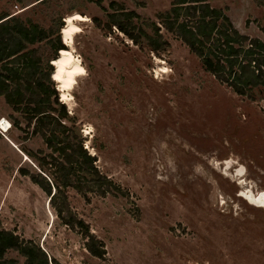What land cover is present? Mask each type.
Masks as SVG:
<instances>
[{
    "label": "rangeland",
    "instance_id": "obj_1",
    "mask_svg": "<svg viewBox=\"0 0 264 264\" xmlns=\"http://www.w3.org/2000/svg\"><path fill=\"white\" fill-rule=\"evenodd\" d=\"M173 3L0 0V17L18 15L50 32L26 50L41 61L44 74L55 56L50 42L60 21L65 26L73 14L88 18L78 23L81 33L73 48L86 74L65 105L75 121L62 124L71 130L74 147L83 143L116 189L85 197L71 187L64 194L103 243L104 258L93 257L78 230L62 225L48 194L31 179L43 174L50 181L56 167L41 171L39 164L50 163L51 156L61 164L63 157L41 132L34 133L25 105L16 111L0 97V115L11 123L7 133L0 131V222L4 230L38 244L50 262L264 264V207L247 197L264 192V84L240 96L206 71L162 25ZM207 3L223 11L240 35L264 43V0ZM115 12L133 14L138 43L115 27L107 29L108 15ZM147 36L164 43L165 51L151 52ZM55 86L59 91L56 81ZM74 171L69 178L79 184L84 174ZM7 258L24 262L13 251Z\"/></svg>",
    "mask_w": 264,
    "mask_h": 264
},
{
    "label": "trees",
    "instance_id": "obj_2",
    "mask_svg": "<svg viewBox=\"0 0 264 264\" xmlns=\"http://www.w3.org/2000/svg\"><path fill=\"white\" fill-rule=\"evenodd\" d=\"M133 14L115 12L108 15L107 29L115 27L131 41L138 43L133 32ZM96 26L101 24L91 19ZM163 27L175 34L202 61L206 71L222 83L227 84L240 96L264 84V43L251 40L240 35L232 26L223 11L213 9L207 0H174L170 11L162 15ZM64 22L57 27V37L53 42L54 58L48 62V71L44 74L40 60L32 53L26 52L29 45H35L49 38V33L32 21H22L18 15L0 17V97L20 111L25 105L26 119L29 125L34 122V133H42L47 145L63 157V163L51 156L50 163L43 161L40 169L50 165L56 171L51 173L54 185L43 174L32 175L31 179L48 194L62 225L75 231L78 230L86 242V249L96 258L105 256L104 245L93 234L84 221L77 218L69 207L64 190L75 188L85 197L91 193L99 196L112 194L116 187L95 167L92 157L83 143L74 147L70 142L71 130L62 124V120L74 122L69 116L65 104L61 100L55 86V64L63 52L68 51L64 45L61 30ZM158 35L159 29H157ZM162 37V36H160ZM149 50L157 55L165 51L164 43L159 39L147 36ZM61 54V55H60ZM53 76V77H52ZM48 82V84H47ZM63 103V104H62ZM19 122L13 120V126L19 128ZM47 130L44 132V130ZM46 132L51 135L47 137ZM68 135L60 138L57 133ZM82 142V141H81ZM49 157V156H48ZM55 163V164H54ZM83 173L76 183L69 176L75 171ZM23 175L27 172L21 170ZM55 189V193H53ZM62 201V203H59ZM13 251L24 259L7 258ZM0 264H59L55 259L48 260V255L40 246L32 241L22 240L13 232L2 228L0 222Z\"/></svg>",
    "mask_w": 264,
    "mask_h": 264
},
{
    "label": "bare ground",
    "instance_id": "obj_3",
    "mask_svg": "<svg viewBox=\"0 0 264 264\" xmlns=\"http://www.w3.org/2000/svg\"><path fill=\"white\" fill-rule=\"evenodd\" d=\"M88 18L79 14H73L65 19V26L63 27L64 42L68 51L63 52L60 59L54 64L55 68V81L59 86V92L62 96V102L67 105L71 103L73 97L70 92L77 84V80L86 74L85 68L82 66L81 61L74 55V38L81 33L78 23L87 22ZM11 128V123L6 118H0V131L7 133ZM251 203L263 206L264 195L247 196Z\"/></svg>",
    "mask_w": 264,
    "mask_h": 264
},
{
    "label": "flooded vegetation",
    "instance_id": "obj_4",
    "mask_svg": "<svg viewBox=\"0 0 264 264\" xmlns=\"http://www.w3.org/2000/svg\"><path fill=\"white\" fill-rule=\"evenodd\" d=\"M262 194L264 195V192H263V193H261V194H258V195H262ZM249 195H250V194H249ZM252 195H253V194H252ZM253 196H254V195H253ZM256 196H257V195H256ZM262 207H264V205H263Z\"/></svg>",
    "mask_w": 264,
    "mask_h": 264
},
{
    "label": "water",
    "instance_id": "obj_5",
    "mask_svg": "<svg viewBox=\"0 0 264 264\" xmlns=\"http://www.w3.org/2000/svg\"><path fill=\"white\" fill-rule=\"evenodd\" d=\"M63 43H64V45L66 46V44H65V42H64V40H63ZM67 47V46H66ZM53 65V64H52ZM53 77V76H52Z\"/></svg>",
    "mask_w": 264,
    "mask_h": 264
},
{
    "label": "built area",
    "instance_id": "obj_6",
    "mask_svg": "<svg viewBox=\"0 0 264 264\" xmlns=\"http://www.w3.org/2000/svg\"><path fill=\"white\" fill-rule=\"evenodd\" d=\"M0 118H1V115H0Z\"/></svg>",
    "mask_w": 264,
    "mask_h": 264
}]
</instances>
